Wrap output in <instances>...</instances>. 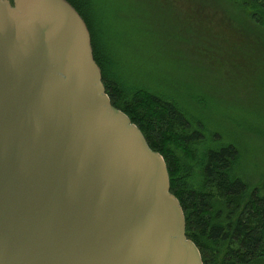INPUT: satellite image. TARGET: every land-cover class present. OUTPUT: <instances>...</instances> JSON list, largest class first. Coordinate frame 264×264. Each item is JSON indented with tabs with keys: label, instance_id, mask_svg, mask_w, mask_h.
<instances>
[{
	"label": "water",
	"instance_id": "95a60500",
	"mask_svg": "<svg viewBox=\"0 0 264 264\" xmlns=\"http://www.w3.org/2000/svg\"><path fill=\"white\" fill-rule=\"evenodd\" d=\"M0 264H204L68 0H0Z\"/></svg>",
	"mask_w": 264,
	"mask_h": 264
},
{
	"label": "rangeland",
	"instance_id": "374dc122",
	"mask_svg": "<svg viewBox=\"0 0 264 264\" xmlns=\"http://www.w3.org/2000/svg\"><path fill=\"white\" fill-rule=\"evenodd\" d=\"M89 1L112 24L113 51H124L123 61L134 65L138 78L153 68L147 76L153 84L170 82L203 130L237 149L233 172L263 181L264 28L253 21V6L243 0H133L130 8L124 0Z\"/></svg>",
	"mask_w": 264,
	"mask_h": 264
},
{
	"label": "trees",
	"instance_id": "16d2710c",
	"mask_svg": "<svg viewBox=\"0 0 264 264\" xmlns=\"http://www.w3.org/2000/svg\"><path fill=\"white\" fill-rule=\"evenodd\" d=\"M68 1L87 23L112 104L164 156L171 191L185 213L186 234L198 246L204 264H264V180L256 183L233 172L237 149L207 134L194 109L169 88L170 82L153 84L147 77L153 68L138 78L134 65L123 61L124 51L114 53L112 24L91 1ZM124 2L132 8L133 0ZM243 2L253 6L251 17L264 28V0ZM125 37L127 43L132 32ZM159 47L154 48L165 46Z\"/></svg>",
	"mask_w": 264,
	"mask_h": 264
}]
</instances>
